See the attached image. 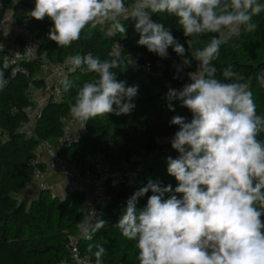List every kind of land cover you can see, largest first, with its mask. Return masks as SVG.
Here are the masks:
<instances>
[{
  "label": "clouds",
  "instance_id": "clouds-1",
  "mask_svg": "<svg viewBox=\"0 0 264 264\" xmlns=\"http://www.w3.org/2000/svg\"><path fill=\"white\" fill-rule=\"evenodd\" d=\"M30 17L52 22L48 39L68 47L81 38L86 28L108 25L109 36L126 33L122 21L134 20L138 46L159 57L168 49L180 56L185 47L170 29L152 19L153 14L174 16L185 37L213 34L194 53L199 71L191 74L181 89L169 88L167 107L173 100L188 109L191 119L175 115L170 124L179 126L171 138L176 158L167 157V173L177 186H161L149 180L134 192L116 228L136 241L139 264H264V116L259 115L247 83L234 79L229 65L216 77L213 62L220 47L242 31L254 32L253 17L264 12V0H34ZM119 57L101 60L91 52L70 58L72 70L81 66L94 78L79 87L70 115L82 124L89 119L114 113L128 115L135 108L138 86H126L113 71ZM185 65L190 61L185 59ZM7 84L0 72V90ZM69 92L71 82L61 81ZM115 106V108H114ZM149 191L146 206L138 209L139 198ZM166 194H171L165 198ZM97 220L83 226L82 237L105 226ZM95 264H103L106 249L88 244Z\"/></svg>",
  "mask_w": 264,
  "mask_h": 264
},
{
  "label": "trees",
  "instance_id": "trees-1",
  "mask_svg": "<svg viewBox=\"0 0 264 264\" xmlns=\"http://www.w3.org/2000/svg\"><path fill=\"white\" fill-rule=\"evenodd\" d=\"M127 5L132 0H125ZM0 24L8 14L18 24L27 23L28 28L40 41L38 59L21 63L28 75L12 74L3 65L6 51L0 49V72L7 80L0 90V264H73L70 259L72 240L80 237L85 220L83 211L87 193L78 189L66 198L53 196L48 190H41L35 196L25 197L33 183L34 167L29 164L40 143L57 145L64 136L62 119L70 114V105L85 81L95 74L85 71L84 66L68 71L66 77L72 84L69 92L63 91L61 100L44 104L36 116L31 134L22 131L30 121L25 109L35 106L33 88L43 86L38 79L43 61L64 64L72 56L91 52L101 60L119 57L123 62L114 69L116 78L126 86H138L134 98L135 108L128 115L114 113L98 116L85 122V131L61 154L68 164H74L81 176L91 170L87 157L101 153L113 170L123 164L136 168L133 180L107 184V202L98 207V220L105 226L93 234L92 240L80 239L79 249L93 264L95 257L88 251V244H100L106 249L103 264H139L136 241L125 238L116 224L126 208L128 198L149 180L161 186H177L174 177L167 173V157L176 158L178 153L171 148V142L161 145L160 140H171L179 126L171 125L175 115L191 119L188 109L181 107L179 100L171 103L175 111L167 107L169 88L181 89L189 83L188 74L199 71V61L194 53L208 43L213 34L199 37H185L177 19L166 13L153 14L152 19L163 23L171 30L178 43L185 47L183 56L170 47L168 57L162 58L138 46L139 34L134 20L122 21L126 33L108 35V25L95 29L86 28L78 41L68 47H59L48 39L52 22L45 18L37 21L30 17L34 0H0ZM258 24L254 32L242 31L232 36L220 47V54L213 62L216 77L223 80L222 70L231 65L234 79L247 83L252 92L259 115L264 116V90L258 76L264 72V12L253 17ZM8 39L0 30V45ZM118 47V52L115 49ZM187 59L190 64L185 65ZM115 108V106H114ZM264 140V133L260 134ZM149 191L139 198L137 208L146 206ZM171 194H166L165 198Z\"/></svg>",
  "mask_w": 264,
  "mask_h": 264
},
{
  "label": "built area",
  "instance_id": "built-area-1",
  "mask_svg": "<svg viewBox=\"0 0 264 264\" xmlns=\"http://www.w3.org/2000/svg\"><path fill=\"white\" fill-rule=\"evenodd\" d=\"M2 9L0 5V10ZM10 15V16H9ZM153 16V15H152ZM0 30L7 37L8 41L5 45H0V49L7 52L3 65L12 71L13 75L23 73L28 75L21 63H30L38 59V52L41 46L40 41L28 28L27 23L18 24L11 14H8L0 24ZM11 43V45L9 44ZM7 45H10L7 47ZM118 52V47L114 50ZM71 68L70 60L64 64H51L43 61L38 79L43 82L41 88L32 90V97L35 106L25 109V113L29 116L30 121L22 129L23 132L31 134L35 125L36 116L39 114L41 107L49 101L58 102L61 100V81L68 76ZM191 74L187 75L190 80ZM258 81L264 90V72L258 76ZM191 82V81H190ZM39 93L44 96V100L35 98V94ZM64 136L59 140L57 145L48 143H40L34 155L30 158L29 164L34 167L33 183L29 190L33 192L32 196L38 194L41 190L48 189L43 183L44 179L52 173H63L71 182L78 185L76 189L87 193V200L84 204L85 220L81 226L91 228L99 218L98 207L107 202V184L112 181L128 182L133 180V169L129 165L123 164L119 169L113 170L106 163L101 153L89 156L86 160L92 167L85 176H81L74 164L66 163L60 154L85 131V124L74 119L70 114L62 119ZM78 133L77 137L74 136ZM83 239L80 237L72 240L70 248V259L73 264H93L91 259L83 255L79 249L78 242ZM68 264V263H62Z\"/></svg>",
  "mask_w": 264,
  "mask_h": 264
},
{
  "label": "rangeland",
  "instance_id": "rangeland-1",
  "mask_svg": "<svg viewBox=\"0 0 264 264\" xmlns=\"http://www.w3.org/2000/svg\"><path fill=\"white\" fill-rule=\"evenodd\" d=\"M11 45V43H9ZM10 45H7V47H9ZM35 98L38 100H44V96L36 93ZM78 133H75L74 136L77 137ZM169 142H171V140H160L159 143L161 145H166ZM133 175H135L134 173L136 172V168H133ZM66 175H63V173H52L51 175H49L47 178L44 179L43 183L45 185H47L48 190L52 193L53 196H59V197H66L69 196V189L67 187H65L66 182L68 183H72L71 180L68 178L67 173H65ZM78 185H76L74 183V187L76 188ZM69 194V195H67ZM30 198V197H29Z\"/></svg>",
  "mask_w": 264,
  "mask_h": 264
},
{
  "label": "crops",
  "instance_id": "crops-1",
  "mask_svg": "<svg viewBox=\"0 0 264 264\" xmlns=\"http://www.w3.org/2000/svg\"><path fill=\"white\" fill-rule=\"evenodd\" d=\"M65 187H67L69 189V193H71L72 191L76 190V188L74 187V183L73 182L72 183L66 182ZM32 194H33V192L28 189V191L25 193L24 196L27 197V198H29V197L32 196ZM67 195H69V194H67ZM66 197H62V198H66Z\"/></svg>",
  "mask_w": 264,
  "mask_h": 264
}]
</instances>
